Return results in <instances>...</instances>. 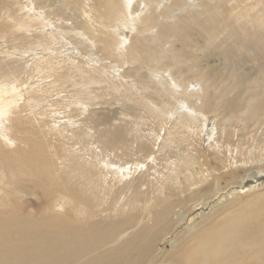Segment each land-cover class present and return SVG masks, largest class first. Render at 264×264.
<instances>
[{
  "label": "rangeland",
  "instance_id": "1",
  "mask_svg": "<svg viewBox=\"0 0 264 264\" xmlns=\"http://www.w3.org/2000/svg\"><path fill=\"white\" fill-rule=\"evenodd\" d=\"M20 1L25 2L27 0ZM111 1L100 0L98 9L100 12H103L101 14L95 13L92 10V7L97 5L96 0H45L44 8L38 12L21 10L17 0H0V23H11L12 20L16 22L26 21V17L30 13L31 16H39L42 19L46 17V21L50 23V26H53L52 28H55L54 26L56 25H61L63 30H66L68 27L77 28L69 29L68 33L64 34L66 36L62 37L63 39L59 38V36L56 37L57 40L55 42L58 48L48 51L53 56V61L45 56L42 59V64L45 67L51 66L49 76L51 86L49 89L41 82L40 75L38 76L40 90L36 94L35 100L42 102L43 108L37 109V113L33 119L20 120L18 125L15 126L22 128L21 132L17 133L20 139L11 141L12 144L10 146L17 144L18 148L15 151L10 150L8 153H4V151L0 153V170L7 173L5 182L28 185L31 184L33 178L34 188L37 185H44L46 182L49 186V194L47 195L36 192L35 189L34 192H29L23 199H17L12 190L5 191V193L9 192L10 195L3 194L4 203L10 209V212L7 213L15 216L17 221L24 226L25 231H28V224L24 219H40L45 216H50L51 222L54 223L46 229L58 230L61 233L75 230L88 235L89 231L87 229L90 230V226L86 225L85 222L89 221V219L101 227V232L95 233H102L110 227L114 230V234L116 231L134 229V227H128L129 222L127 219H124L126 227H118V225L111 224L109 219H118V214L102 211V208L106 204L95 206V202L89 196V192L94 193L97 197H102V201L104 199L108 204L113 206L123 204L128 197L139 225H151L155 223L154 216L146 215L143 200L138 199V193L144 194V188L152 189L156 185L162 186L166 180L175 178L177 173L188 170L191 165H197L190 162L193 156L184 159L183 152L186 148L185 145L181 144L182 138L186 140L188 146L191 139L194 144L200 143L204 145L207 141L206 136L208 134L211 135V131L215 133V138H219L222 136L221 130L224 127L226 128L225 135L235 131L236 128H239V131L244 129L248 135L250 134L251 128H248L247 121L243 119L242 114L243 101L246 97L247 101L250 100L244 92L246 85L239 78L242 79V70L247 72L252 71V69H249L252 66V57L255 61V56L252 53H254L253 50L258 44L264 45V32L261 36L256 37L253 32L256 28L253 27V30H251L252 27L250 28L248 24L242 22L247 19V15H256L255 17L259 16L260 20H264V0H218L219 8L213 7V0H202L206 2L207 6L212 7L211 9L215 11L217 18L209 26L208 22L200 19L204 22L202 24L206 25V28L201 29V33H203L201 37L198 34L194 36V33L198 32V27L201 28V26L196 24L198 22L192 19L193 15L191 12H183L184 17L182 16L180 20H176L174 23L169 19H158L160 18L161 13L159 11L161 9H153L150 11L151 14L149 12L138 14L137 16L133 14V20L136 22L140 19V22L130 28V30L128 29L126 36L132 38L137 33L136 31H138L140 35L145 37V43L144 41H139L134 49L135 53L132 54V57H139V65L137 67H133L134 65L126 62L124 59L121 60L122 63L112 62L104 51L105 48L113 51L110 47L111 39L109 35L103 33L109 29L108 25L112 23L111 20L113 18H111V14L107 10ZM175 1L179 2L180 0H171L170 6H173ZM68 2L81 4V6H84L83 9L89 10L91 14L95 13V20L98 23L90 22V24H85L84 20L80 18L79 22L82 24H78L73 20L75 18L73 12H69L70 9L65 7ZM137 4L138 0H134L133 6ZM123 8L126 7L117 1L113 12H118ZM66 9L67 14L73 15H71L72 20H66L67 22L61 19ZM220 11H222L223 15L220 14ZM15 13L18 14L16 15ZM135 13H138V11ZM47 17L51 18L48 19ZM193 23L196 25L194 26ZM169 24H171L170 27H165ZM228 24H231V26L227 27ZM160 25L164 26L163 33H160L158 30ZM184 25L188 27L193 39L188 40L185 38L187 33L183 31ZM32 26L36 29L31 28V32H27V36L29 35L28 33L33 35L26 37V42L28 40L36 41L37 38L43 35L39 30L40 23L34 22ZM257 27L264 30V26L262 27L258 24ZM144 28L147 31H143ZM208 28L215 30V36L214 38L212 37L214 42H211V38L207 34ZM232 28L233 31L231 30ZM246 29L251 31V33L246 31ZM77 30L82 31L89 38H94V42H92L93 51L82 48L81 43L86 47L89 44L87 41L89 38H84L85 40L83 37L76 39L77 35L73 34ZM228 32L233 35V38H227L228 42L234 44L235 49H240V46L235 45L239 42L240 44H250L248 50L246 51L242 46V51L234 50L233 52H227L223 46L221 37ZM152 34H155V38L158 35L165 48L170 50H173L174 47L181 48L184 53L175 52L173 55L166 52V54H163L161 49H156ZM67 35H70L69 37L73 35L72 37L75 39L73 40ZM178 37L180 39L181 37L183 38L180 41ZM3 38L0 35V47L4 43ZM149 39H152L153 45L149 42ZM240 39H242L241 42L239 41ZM146 40H148V44ZM135 41V39H131L132 43ZM12 46L16 50H20L17 40L15 42L12 41ZM249 54L251 56H248ZM242 55H245L243 61ZM104 56H106L105 59H103ZM145 56L149 57L151 63L154 64L153 71L157 79H159L161 73L166 76L164 80L160 81V84L155 83L157 79H149L147 70L150 69V62ZM124 57H128L127 53L118 56V58ZM171 59L175 61V65L178 61L183 63L172 67ZM208 59L210 61L205 62ZM106 60H109L110 63L106 62ZM15 63L20 66L23 62L22 60H18ZM102 64L105 69L101 68ZM164 65H167L166 69L156 71V69ZM189 65L194 69L192 72L187 69ZM9 66L14 67L15 64H10ZM179 68L182 69V72L178 70ZM136 69H139L141 73L145 72L146 76L137 78L134 74L129 75V70L135 71ZM34 71L33 65H31L29 72L22 77L21 85L19 86L22 97L26 100H34V95L31 92L32 86H30L31 83L32 85L34 84L32 77ZM169 72L175 81L174 84L166 75ZM202 76L208 78L209 81L203 80ZM84 80L92 84V86L90 85V89L84 88L85 92L88 91L86 93L92 94L93 97L96 96V99H92L96 100L97 103L92 104L94 101L89 98V94L84 95V92L81 94L84 95L83 97L75 92L78 89L75 88L74 83H79L80 85L81 82L79 81L84 82ZM203 81L206 83H203ZM167 82L170 83V86ZM173 85L178 87L171 88ZM262 88H264V84ZM45 90L53 91L46 92ZM168 90L178 93L172 95L169 94ZM192 90H200V93L205 90L206 97H200L197 93L191 94ZM225 90L227 91V96ZM164 94H166L165 97ZM262 96L264 97V93H262ZM173 98L181 100L182 105L179 109L182 115H190L193 111L196 112V127L188 129L184 123L185 121L182 125L175 124L173 121L170 124L160 122L159 118L152 111L146 112L147 106L144 104H148L149 102L154 103V105L164 103V107L166 108H171L172 105L177 107V101ZM131 100L134 104L137 100H140L141 104L126 106ZM206 100L207 102L209 101L210 105ZM229 101L233 103L228 104ZM79 102L82 104H79ZM254 102H256L254 104L255 109L260 110L257 103L261 101L256 100ZM67 103L70 104L67 106ZM197 103L200 104L197 105ZM83 104L86 109L81 111L79 105ZM243 104L247 106V102ZM80 121H82V124ZM95 121L102 125L104 130L109 132L111 130L112 135L101 138V130L94 123ZM230 123H233L234 126L230 125ZM88 128L92 129L95 133L100 130L99 136L98 134L95 136L90 133L86 130ZM159 136L162 139L163 146H160L156 140ZM136 139L138 146L133 145ZM225 141L224 137L218 140L222 145L225 144ZM95 145L108 148L106 152L107 156L102 161L96 160L97 166L88 163V160L90 161L93 155L91 150ZM87 146H90L91 150L86 149ZM118 148L122 149L124 153L121 154L115 170L112 171L109 167L115 162ZM170 152L173 154H169ZM231 152V155L227 156L226 160L231 158L238 165V169L234 173L233 184L238 183L242 179V176L247 178L250 170L259 169L254 164H250L248 169L242 168V145L240 143H233ZM177 162L180 165H177ZM172 163L176 164V168L173 169ZM131 164L135 165L131 171L132 175L129 177L116 176L125 173L121 167L128 168ZM226 165L231 166L229 164ZM97 167L103 173L102 180L97 177ZM10 171L18 173L21 177L20 180L15 181ZM248 179H250V176ZM251 185L253 186L246 184L244 190H241L231 198L235 201L232 202L235 205L234 209H242L243 204L253 201L254 197H257L260 193L264 194V189H261L264 188V176H261L255 185ZM119 190H121V195L119 194ZM150 191L148 190L147 195H150ZM147 206L153 210L151 200ZM225 207L230 206L227 203L222 205L221 209ZM175 233L176 231L171 228L167 237H172ZM111 238L105 241L106 246H109L113 240H117L115 236ZM24 246L15 244L11 253L20 254ZM159 246L160 243H154L151 255L142 264H157L158 257L160 258L161 256V252L158 250ZM1 247L0 245V249ZM166 247H168V243L165 244L164 248ZM147 249V245H140L138 242L137 248L131 247L127 251L136 254L138 253L137 251L144 252ZM167 254L171 256L173 252H168ZM11 262L14 261L9 259L7 264H12Z\"/></svg>",
  "mask_w": 264,
  "mask_h": 264
},
{
  "label": "bare ground",
  "instance_id": "2",
  "mask_svg": "<svg viewBox=\"0 0 264 264\" xmlns=\"http://www.w3.org/2000/svg\"><path fill=\"white\" fill-rule=\"evenodd\" d=\"M96 1L97 5L93 6L92 10H94L95 13L102 14L103 12H100L98 9L100 0ZM117 1L126 8H123L118 12H113ZM167 1L168 0H138V4L135 6H133L134 0H112L110 2L107 10H109L111 18L113 19L111 20L112 23L108 25L109 29L103 32L104 34L109 35L111 39L110 47L113 51L109 48L104 49L108 54L110 61L122 63L121 60L124 59L126 62H130V64L134 65L133 67L139 65V57H132V54L135 53L134 49L139 41H144L145 43V37L140 35L138 31H136L137 33L132 38L126 36L127 30H130V28L136 26L140 22V19L136 22L133 20V14H136V16L148 12L151 14V10L161 9L162 11H159V13H161L160 18L158 19H169L174 23L176 20L181 19L183 12H191L193 15L192 19L198 22L196 24L201 26V28L198 27V32L194 33V36L195 34H198L200 37L203 36L201 29L206 28V25L202 24L203 21L200 19H203L204 22H208V26L216 21L217 17L215 11L211 9L212 7L207 6L205 1L180 0L179 2L175 1L173 6H170L171 0ZM190 1L191 3H189ZM17 2L21 10L38 12L45 6V0H27L25 2L17 0ZM213 4V7L219 8L218 0H213ZM65 7L70 9L69 12H73L75 17L73 20L80 25L82 24L79 22L80 18L84 20L85 24H90V22L98 23L95 20V13L91 14L89 10L87 11L86 9H83L84 6H81V4H72L71 2H68ZM67 9L64 11L66 15L63 14L61 17L64 21L69 19L72 20V14H67ZM136 11H138V13H135ZM15 14L17 15L18 13ZM220 14L223 15L222 11H220ZM255 16L256 15H247V19L242 23L248 24L250 28L252 27L251 30L255 27L256 29L253 32L257 37L261 36L264 32L263 29L257 27L258 24L263 27L264 20H260L259 16ZM26 18V21L21 22L12 20L11 23H0V35L1 37H4V43L0 47V153L3 151L4 153H8V151H15L18 148L17 144L10 146V144H12L11 141L20 139L17 133L21 132L22 128L15 126L18 125L20 120L25 121L27 118L33 119L34 115L37 113V109L43 108V103L35 100V96L40 90L38 76L40 75L41 82L47 89H49L51 86L49 80L51 66L45 67V65L42 64V59L45 56L53 61V56L48 53V51L58 48L56 47L55 42L57 40L56 37L59 36V38H62L63 36H66L64 34H67L69 29H77L75 27H68L66 30H63L61 25H56L54 26L55 28H52L53 26H50V23L46 21V17L42 19L39 16H31L30 13ZM34 22L41 24L39 30L43 35L42 37L37 38L36 41L28 40L27 38L28 42H26L25 38L33 35L28 33L29 35L27 36V32H31V28H34L32 26V23ZM45 24L49 25L46 26ZM196 24H194V26ZM170 25L171 24L165 27H170ZM230 26L231 24L227 25V27ZM183 28V31L187 33L185 38L188 40L193 39V36L189 33L188 27L184 25ZM222 29L225 30L223 27ZM158 30L160 33H163L164 26L160 25ZM231 30L233 31V28ZM143 31H147V29L144 28ZM246 31L251 33L248 29H246ZM74 33L75 34L73 35H77L76 39H80L81 37H83V39L89 38L85 33H82V31L80 32V30L75 31ZM214 33L215 30L208 28L207 34L211 38V42H214ZM72 36L69 38L74 40L75 38ZM178 38L180 39V37ZM182 38L183 37H181V39ZM221 38L223 40V46L227 52L237 50L234 48V44L228 42L227 38H233L231 33H225ZM93 39V37H90L87 40L89 44L86 47L81 43L82 48L88 51L92 50ZM131 39H135L136 41L132 43ZM152 39L156 49H161L163 54H166V52L173 55L175 52H180L181 54L184 53L182 51L183 49L175 48L174 46L173 50L165 48V45H163L158 35L155 38V34H152ZM152 39H149L151 44ZM16 40L20 50H16L12 46V41L15 42ZM239 41L241 42L242 39ZM149 42L146 40L147 44ZM217 44L218 46L220 45L219 42ZM235 45L240 46V49L237 51H242V46L247 51L250 46V44H240L239 42ZM253 51L254 53H251L255 56V61L252 57V66L249 68L252 69V71L247 72L242 70V79L239 78L241 82L246 85L244 92L250 100L247 101V97L245 96L246 101L244 100L243 103L247 102V106H244L242 103L243 119L247 121L248 128H251L250 134L248 135L244 129L239 131V128H236L235 131L225 135L226 128L224 127L221 130L222 136L219 138H215V133L211 131V135L208 134L206 136L207 141L204 145L200 143L194 144L191 139L188 146L186 140L182 138L181 144L185 145L186 148L183 152L184 159L193 156L190 162L197 165H191L188 170L177 173L175 178L166 180L162 186L156 185L152 189L144 188V194L138 193V199L143 200V207L146 215L154 216L155 223H152L151 225H139L128 197L123 204L113 206L108 204L104 199L102 201V197H97L94 193L89 192V196L94 200L95 206L106 204L102 208V211L118 214V219H109L111 224L118 225V227H126L124 219H127L129 222L128 227H134V229L128 231H116L114 234V230L110 227L105 229L102 233H95L101 232V227L99 224L89 219V221L85 222L86 225L90 226V230L87 229L89 231L88 235L84 232L80 233L75 230H70L68 233H61L58 230L46 229L54 223L51 222L50 216H45L40 219H24L28 224V231H25L24 226L17 221V218L7 213L10 212V209L4 203L3 194L7 190H12L17 199H23L29 192H34L35 189L36 192H41L44 195H47L49 194L48 183L46 182L44 185H37L34 188L33 178L31 184L28 185L24 183L5 182L7 173L1 172L2 170H0V245L2 246L0 249V264H7L9 259L14 261L11 262L12 264H142L151 255L153 251L152 246L155 242L160 243L158 250L161 252L157 264H264V194L260 193L257 197H254L253 201L243 204L242 209H234L233 207L235 205L232 202L235 201L231 199L241 190H244L246 184L253 186L251 184L255 185L260 177L264 176V97L262 96V93H264V88H262V85L264 84V45L261 43L258 44ZM124 53H127L128 57L118 58V56H121ZM28 54L31 55L27 57L26 55ZM244 56L245 55H242V61L244 60ZM248 56L251 55L249 54ZM140 57L142 56L140 55ZM15 58L16 60L14 61ZM105 58L106 56H104L103 59ZM145 58L149 60V57L145 56ZM18 60H22L23 62L20 66L15 63ZM171 60L172 67H176L178 64L183 63L178 61L175 65V61L173 59ZM110 61L106 60V62L109 63ZM209 61L210 59L205 62ZM149 62L150 69L147 70L149 79H157L155 72L153 71L154 64H152L150 60ZM10 64H15V66L10 67ZM31 65H33V69L35 70L32 75L34 84H30V86H32L31 92L34 95V100H26L22 97V92L19 86L21 85L22 77L29 72V67ZM49 65L51 64L49 63ZM166 67L167 65L160 66L156 71L166 69ZM101 68L105 69L103 64L101 65ZM187 69L191 72L194 70L191 65H189ZM178 70H181L182 72V69L179 68ZM130 74H134L137 78H141L144 75L146 76V73H141L139 69H136L135 71L129 70V75ZM170 74V72L166 73L170 78V81L174 84L175 81ZM165 78L166 76L161 73L159 79H157L155 83L160 84V81ZM202 79L209 81V79L204 76H202ZM82 81H79L81 82L80 85L79 83H74L76 86L75 88L78 89L77 91L75 90V92L79 95L84 93L85 89H90L92 86L88 81ZM205 81H203V83H206ZM177 87L178 86L176 85L171 86V88ZM162 88L164 89V87ZM168 92L172 95L178 93L175 91L172 92V90H168ZM85 93L84 95L89 94V98L91 99L97 98L96 96L93 97L90 93ZM193 93H197L200 97H206L205 90L202 93H200V90H192L191 94ZM84 95L81 96L84 97ZM165 95L166 94H164V97ZM93 99L92 101H94ZM174 100L177 101V107L172 105L171 108H166L164 107V103L160 105H154V103L150 102L144 104L147 106H145L146 112L152 111V113L159 118L160 122L170 124L173 121L175 124L182 125L185 121L184 123L188 129L196 127V112L193 111L190 115H182L179 109L182 105L181 100ZM256 100L261 101L257 103L260 110H257L254 107V104L256 103L254 101ZM231 102L232 101H229L228 104H231ZM80 103L81 102H79V104ZM94 103H97L96 100L92 104ZM69 104L70 103H67V106ZM139 104H141L140 100H137L135 104L131 100L126 106ZM198 104L200 103H197V105ZM208 104L210 105V103ZM79 108L81 111L86 109L84 104L79 105ZM80 122L82 124V121ZM94 123H96L101 132L99 130L95 133L90 128L86 130L95 136L97 134L99 136L100 132L101 138L112 135L111 130L110 132L104 130V127L97 121ZM230 125L234 126L233 123H230ZM89 127L91 126L89 125ZM223 137L226 141L225 144L222 145L218 140ZM156 140L160 146H163L160 136L157 137ZM235 142L242 145V168L248 169L250 164H254L258 166L259 169L250 170V179H248L249 176L247 178L242 176V179L238 183L233 184L234 173L238 169V165H236L233 159L229 158L226 160V158L231 155V146ZM133 145L138 146L137 139L134 141ZM86 149L91 150V147L87 146ZM82 150H84V148H82ZM107 150L108 148H105L104 146L99 147L95 145L91 150L93 155L91 156V160H88V163L97 166L98 163L96 160L98 159L99 161H102L104 157L107 156ZM123 153L124 151L118 148L115 162L110 165V170H115L116 165L118 164V159ZM169 154L172 155L173 153L170 152ZM226 164L231 166H227ZM172 165L173 169L176 168V164L172 163ZM177 165L180 164L177 162ZM134 167V164H131L128 168L123 166L121 169L125 173L116 176L129 177L133 174L131 171ZM96 171L97 177L102 180V171L98 167ZM10 172L15 181L20 180L21 177L18 173L14 171ZM148 190H151L150 195H147ZM5 194L10 195L9 192ZM119 194L121 195V190H119ZM150 200L153 210L147 206ZM226 201L230 207L221 209L222 205L227 204L225 203ZM171 228H173L176 233L173 234L172 237H167ZM162 231L163 233H161ZM112 236H115L117 240H113L109 246H106L105 241L107 239H112ZM138 242L140 245H147L148 249L144 252L137 251L138 253L136 254L127 251V249L131 247L137 248ZM167 243L168 247L164 248ZM15 244L25 245L20 254L11 253ZM168 252H173V254L169 256L167 254Z\"/></svg>",
  "mask_w": 264,
  "mask_h": 264
}]
</instances>
